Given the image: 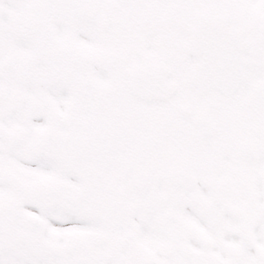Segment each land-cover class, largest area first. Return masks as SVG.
I'll list each match as a JSON object with an SVG mask.
<instances>
[{
    "label": "snow or ice",
    "instance_id": "1",
    "mask_svg": "<svg viewBox=\"0 0 264 264\" xmlns=\"http://www.w3.org/2000/svg\"><path fill=\"white\" fill-rule=\"evenodd\" d=\"M0 264H264V0H0Z\"/></svg>",
    "mask_w": 264,
    "mask_h": 264
}]
</instances>
